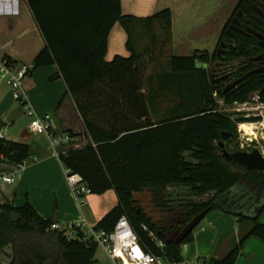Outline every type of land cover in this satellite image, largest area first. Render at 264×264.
<instances>
[{"label": "trees", "instance_id": "obj_1", "mask_svg": "<svg viewBox=\"0 0 264 264\" xmlns=\"http://www.w3.org/2000/svg\"><path fill=\"white\" fill-rule=\"evenodd\" d=\"M28 4L45 42L28 74L57 66L50 81L63 80L86 135L84 145L70 148L59 161L81 178L89 195L113 191L117 198L93 230L111 232L124 216L148 253L163 263H181V244L189 242L191 234L180 245L165 243L135 208V195L149 194L162 206L168 188L198 199L211 193L227 195L228 203L240 198L230 209L244 199L251 209L264 200V171L226 162L216 146L221 132H234L233 114L219 111L205 72L196 71L198 52L169 57L165 69L147 79L148 84L156 83V89L142 92L145 57H159L170 44V10L140 20L147 42L139 48L143 37L136 44L130 26L137 19L122 15L120 0H28ZM116 23L127 33L129 56L106 61L108 37ZM3 62L15 65L10 58ZM255 92L264 103V90L254 81L219 97L226 106L241 105ZM169 93L180 103L161 110L156 103ZM6 126L0 120V130ZM31 156L29 145L0 139V172ZM210 206V211L216 209ZM191 207L190 219L205 208L201 203ZM263 210L264 202L252 219L230 212L239 222H249L250 228L223 258L210 264H235L249 237L264 243V224L258 222ZM53 220H44L28 201L16 207L0 200V264H94L98 246L81 230L52 229L57 224Z\"/></svg>", "mask_w": 264, "mask_h": 264}, {"label": "crops", "instance_id": "obj_2", "mask_svg": "<svg viewBox=\"0 0 264 264\" xmlns=\"http://www.w3.org/2000/svg\"><path fill=\"white\" fill-rule=\"evenodd\" d=\"M237 1L120 0L122 15L137 19L130 26L134 29L133 34L134 31L139 33L140 37L137 38L139 41L143 37V40L138 41L139 48L147 42V35L139 26L140 20L162 10H170L171 38L167 58L192 56L197 51L211 52ZM127 41L126 31L116 23L108 37L106 61H111L115 56H129ZM44 47V39L28 0H0V64L5 58H10L15 63L14 69L30 68L33 60ZM145 60L147 63L148 57H145ZM149 69L147 65L142 69L143 93L148 89H156V83L148 84L147 79L150 75L160 73L165 67L155 73H149ZM57 73L56 65L34 70L24 84L27 102L38 116L50 115L51 126L56 132L66 134L71 132L77 136L76 139L82 136L86 141L81 118L72 98L66 94L63 80L59 78L50 81V77ZM4 89V86L0 89V120L6 123L10 113L21 108V104L13 101L9 88L6 92ZM176 100L180 103L179 99L172 96L162 97L156 104L166 107L170 103L172 106ZM26 132L31 135L29 141H18L13 137L7 138L4 130V139L29 145L32 156L20 168L12 195L7 197L2 193L0 200L12 202L16 207L28 201L44 220L56 219L62 229H66V224L74 222L77 218L84 219L87 229H83L82 232L86 234L117 204L115 193L112 194L113 198L106 196L112 193L108 191L91 201L93 195L90 194L84 205L78 206L66 184L62 164L48 151L46 136L42 133L30 134L27 129ZM13 169L14 167H9L5 172L10 173ZM2 186L6 185H0ZM237 208L240 211L247 208L244 211L247 215L252 210L247 204L241 205V203ZM258 222L264 224V210L259 214ZM200 223L201 225L199 224V227L192 231L191 240L181 244L183 261L201 262L221 259L250 228L249 222H239L234 214L218 208L211 210ZM235 264H264V243L256 237L246 239Z\"/></svg>", "mask_w": 264, "mask_h": 264}, {"label": "flooded vegetation", "instance_id": "obj_3", "mask_svg": "<svg viewBox=\"0 0 264 264\" xmlns=\"http://www.w3.org/2000/svg\"><path fill=\"white\" fill-rule=\"evenodd\" d=\"M197 52L195 60L200 62L201 67L196 71L205 72L206 79L214 92L213 98L219 107H232L223 103L219 97L220 93L225 94L230 90L238 89L248 82L254 81L261 90H264V0H238L225 21L212 51ZM235 105L242 107L241 114L233 115L234 132H221L229 133L226 139H222L220 133V140L216 143L219 152L221 153V149L218 145L222 142L230 154L251 153L253 150H258L264 156L256 138H248L240 127L242 124H248L255 129L256 126L264 127L261 112V109H264V103L260 102L259 94L255 92L248 102ZM219 111L228 113L227 110L219 109ZM237 119L240 121H236ZM241 132L242 137H240ZM167 191L165 206H162L156 198H150L144 194L134 196L135 208L147 216L162 236L168 232L166 229L168 226L174 233L182 232L198 214L208 207L211 208L210 203L214 206L215 203L224 205L228 203L227 195L218 198L216 194L211 193L203 199H198L187 195L179 188H168ZM197 203L203 204L205 208L190 219L191 205Z\"/></svg>", "mask_w": 264, "mask_h": 264}, {"label": "built area", "instance_id": "obj_4", "mask_svg": "<svg viewBox=\"0 0 264 264\" xmlns=\"http://www.w3.org/2000/svg\"><path fill=\"white\" fill-rule=\"evenodd\" d=\"M28 76V68L22 67L16 70L13 66L2 62L0 64V89L2 86L9 88L13 101L20 103L23 114L25 113L32 118L27 128L28 133L44 134L48 141L50 155L59 160L60 156L65 154L67 150L80 146L77 145L76 138L66 133H58L52 128L50 115L38 116L28 104L24 90V82ZM0 139H4V129L0 130ZM25 162L14 167L10 173L0 172V185L14 184L19 177V170L24 166ZM64 177L70 193L78 206L84 205V198L89 195V190L82 183L81 178L72 174L68 169H64ZM85 226V220L80 219L76 224L68 225L66 229L82 231ZM52 229L60 230L62 228L58 224H53ZM86 237L100 247L101 251L113 264H210L208 260L163 263L145 250L124 216L116 222L111 232L105 233L90 229L86 233ZM158 245L162 246V243Z\"/></svg>", "mask_w": 264, "mask_h": 264}, {"label": "water", "instance_id": "obj_5", "mask_svg": "<svg viewBox=\"0 0 264 264\" xmlns=\"http://www.w3.org/2000/svg\"><path fill=\"white\" fill-rule=\"evenodd\" d=\"M195 64V69H200L201 64L198 60L194 61ZM204 67H206V65H204ZM23 115V110L21 108L15 109L14 111H12L9 115V117L6 120L7 125H12L15 121H17L19 118H21ZM229 136V133H221V138L222 139H226V137ZM219 149H221V153H222V158L231 164H235L238 165L240 167H243L245 170H255V171H264V156L258 151V150H253L251 153H246V152H236L233 154H230L224 146V143H219L218 145ZM145 196L149 197V194H144ZM215 195V193H214ZM222 196V195H221ZM221 196H218V198H220ZM224 196V195H223ZM237 198L235 200H233V202H229L227 203V205L224 204H218L215 203L216 208L228 212L230 213L232 211L234 214L238 215V214H242L244 217L247 218H255V216L260 212V209L263 205V201H261L259 204H257L250 212L249 215L245 214L244 211L247 210L244 209V211H235L238 208L237 207H233L230 209V206H232V204L236 201H238ZM136 201V199H134ZM248 200L244 199L241 202V205L243 204H247ZM251 204H248V206H250ZM210 207L206 208L203 212H201L200 214H198L191 222L190 224L180 233L178 232H172L170 231V227H166L167 229V233L163 235L164 241L165 243H174L175 245H180L184 239L192 233V231L200 224V222L204 219V217L210 212ZM54 222H56V219L53 220Z\"/></svg>", "mask_w": 264, "mask_h": 264}, {"label": "rangeland", "instance_id": "obj_6", "mask_svg": "<svg viewBox=\"0 0 264 264\" xmlns=\"http://www.w3.org/2000/svg\"><path fill=\"white\" fill-rule=\"evenodd\" d=\"M141 26H143V25H141ZM134 33H135L134 34V36H135L134 41L137 44V41H138L137 38H139L140 36H139V33L137 34L135 31H134ZM169 45H167L164 48V50L162 51V53L160 54L159 57H157V54H156V58L154 57V58H152L153 60L149 59L147 63L145 62V65L149 66V68H150L149 69V73H155L156 71L159 72L160 69H163V67L166 66L165 65V62H166V58L168 57V53H169V50H168ZM167 59H169V58H167ZM24 84H25V82H24ZM4 88H5L4 89L5 92L9 90L7 86H4ZM168 96H171V94L169 93ZM175 102H177V100ZM16 105H18V104L16 103ZM170 107H171V105L169 103L168 106L166 105V107L165 106L164 107H161L162 108L161 110H167ZM241 108L242 107L236 106V105L235 106H232V107H228V108L223 107V106H220L219 107V109H221L222 111H226L227 110L228 113L233 114L235 116H240L239 114H241V112H240ZM261 112L263 113V118H264V109H261ZM152 119L154 121L156 120L155 117H152ZM31 120H32V118L29 117V116H27V114L24 113L22 115V117L19 118L12 126L7 125L6 128L4 129V130H6V136H7V138L13 137L14 139H17L18 141L19 140H21V141H29L28 139L31 137V135L27 134L26 129H27L28 125L30 124ZM246 125H248V124H246ZM263 125H264V121H263ZM262 128H264V127H262V126H256V129L255 128L253 129L254 135H251V136L250 135H247V136H248V138H251V139L256 138V141L258 142V146L260 147L259 149L264 154V129H262ZM260 133H262V135ZM242 134L243 133L241 132L240 133V137H242L241 136ZM76 143H77V145L82 146L83 144L86 143V141L81 136L79 139H77V142ZM13 189H14V184H11L9 186L6 185V186L0 187V197L2 196V193L5 196H7V197L9 196L10 197L12 195ZM112 194H114L113 191H112L111 194H107L106 196H109V197L113 198L112 197ZM88 196L89 195H87L84 198V202L87 201V199L89 198ZM98 196L99 195H93V197L90 199V201L91 200H96L94 198H98ZM89 207H91V205H89ZM80 219L81 218H77L74 222L67 223L66 225L68 226V225H71V224H76V222H78ZM200 225H201V223H200ZM63 228H65V227H63ZM83 229L86 230L87 229V225ZM69 234L72 235V236L74 235L73 232L72 233H69ZM94 264H113V263L101 251L100 247H98L97 248V251H96V255H95V263Z\"/></svg>", "mask_w": 264, "mask_h": 264}, {"label": "bare ground", "instance_id": "obj_7", "mask_svg": "<svg viewBox=\"0 0 264 264\" xmlns=\"http://www.w3.org/2000/svg\"><path fill=\"white\" fill-rule=\"evenodd\" d=\"M241 129L242 130H244L245 131V133L247 134V135H254V133H253V129L255 128V127H253V126H250V125H246V124H242L241 126Z\"/></svg>", "mask_w": 264, "mask_h": 264}]
</instances>
